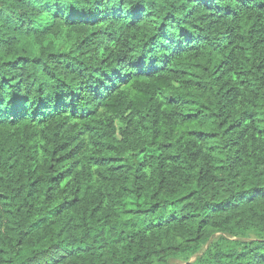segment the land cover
I'll return each instance as SVG.
<instances>
[{"label": "trees", "instance_id": "obj_1", "mask_svg": "<svg viewBox=\"0 0 264 264\" xmlns=\"http://www.w3.org/2000/svg\"><path fill=\"white\" fill-rule=\"evenodd\" d=\"M0 264H264V0H0Z\"/></svg>", "mask_w": 264, "mask_h": 264}]
</instances>
